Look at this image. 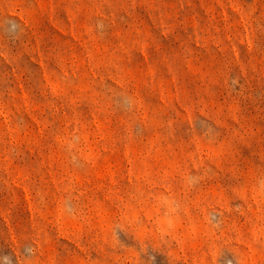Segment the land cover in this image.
Segmentation results:
<instances>
[{
	"label": "rangeland",
	"instance_id": "1",
	"mask_svg": "<svg viewBox=\"0 0 264 264\" xmlns=\"http://www.w3.org/2000/svg\"><path fill=\"white\" fill-rule=\"evenodd\" d=\"M0 264H264V0H0Z\"/></svg>",
	"mask_w": 264,
	"mask_h": 264
}]
</instances>
